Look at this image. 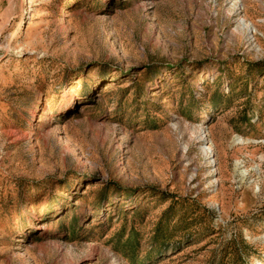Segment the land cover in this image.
<instances>
[{
    "label": "rangeland",
    "instance_id": "374dc122",
    "mask_svg": "<svg viewBox=\"0 0 264 264\" xmlns=\"http://www.w3.org/2000/svg\"><path fill=\"white\" fill-rule=\"evenodd\" d=\"M0 264H264V0H0Z\"/></svg>",
    "mask_w": 264,
    "mask_h": 264
},
{
    "label": "bare ground",
    "instance_id": "6f19581e",
    "mask_svg": "<svg viewBox=\"0 0 264 264\" xmlns=\"http://www.w3.org/2000/svg\"><path fill=\"white\" fill-rule=\"evenodd\" d=\"M214 171H216V170L214 169Z\"/></svg>",
    "mask_w": 264,
    "mask_h": 264
}]
</instances>
